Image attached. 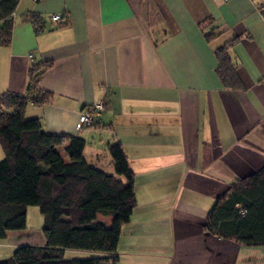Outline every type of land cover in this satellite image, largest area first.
Returning <instances> with one entry per match:
<instances>
[{"label": "crops", "instance_id": "obj_1", "mask_svg": "<svg viewBox=\"0 0 264 264\" xmlns=\"http://www.w3.org/2000/svg\"><path fill=\"white\" fill-rule=\"evenodd\" d=\"M263 3L19 0L10 43L0 46V95L24 94L31 69L49 63L38 87L51 97L29 103L25 118L82 138L85 161L106 174H114L108 146L121 145L136 205L113 264H264V245L203 229L217 198L264 164ZM30 13L43 19L41 31ZM53 14L63 16L53 22ZM227 44L241 88H225L217 76L215 52ZM99 101L103 109L78 130L79 112ZM42 226L28 207L25 229L0 239V260L44 245Z\"/></svg>", "mask_w": 264, "mask_h": 264}, {"label": "trees", "instance_id": "obj_2", "mask_svg": "<svg viewBox=\"0 0 264 264\" xmlns=\"http://www.w3.org/2000/svg\"><path fill=\"white\" fill-rule=\"evenodd\" d=\"M18 2L0 0V46L10 43ZM260 8L264 16V3ZM27 20L42 30L40 16L30 13ZM215 56L223 87L241 88L228 44ZM49 65L31 69L24 94L0 95V239L25 229L28 207L42 215L45 239L42 246L17 247L0 264H113L121 226L136 205L134 175L119 143L108 146L114 174H106L87 164L82 138L45 132L38 118H25L29 103L41 105L51 97L38 87ZM203 229L241 245H264V164L217 198ZM67 250L91 255L66 259Z\"/></svg>", "mask_w": 264, "mask_h": 264}, {"label": "built area", "instance_id": "obj_3", "mask_svg": "<svg viewBox=\"0 0 264 264\" xmlns=\"http://www.w3.org/2000/svg\"><path fill=\"white\" fill-rule=\"evenodd\" d=\"M34 1H38V0H34ZM62 16H63L62 14H53L51 15L50 19L53 22H58L62 18ZM102 109H103V104L99 101L93 104L92 106L85 108L83 111L79 112L76 128L80 130L85 126L91 125L93 121V117L97 115Z\"/></svg>", "mask_w": 264, "mask_h": 264}, {"label": "rangeland", "instance_id": "obj_4", "mask_svg": "<svg viewBox=\"0 0 264 264\" xmlns=\"http://www.w3.org/2000/svg\"><path fill=\"white\" fill-rule=\"evenodd\" d=\"M30 208H32L33 210H34V209L36 210V212H37V216H39V218H41V223H43V217H42V215L39 213L38 208H37V207H30ZM81 258H82V257H81Z\"/></svg>", "mask_w": 264, "mask_h": 264}]
</instances>
